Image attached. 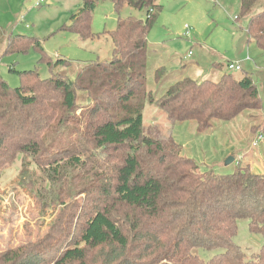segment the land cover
Listing matches in <instances>:
<instances>
[{"label":"trees","instance_id":"obj_1","mask_svg":"<svg viewBox=\"0 0 264 264\" xmlns=\"http://www.w3.org/2000/svg\"><path fill=\"white\" fill-rule=\"evenodd\" d=\"M65 29L82 39L109 36L112 59L81 67L54 60L32 35L8 34L3 55L35 48L51 68L18 72L12 87L0 73V169L30 159L42 178L35 193L50 210L61 206L46 236L3 254L6 264H264V173L200 170L179 143L145 136L146 103L197 131L264 108L253 76L226 72L218 80L185 77L156 98L148 89L150 30L163 10L158 0H81ZM111 1L145 17L119 18L114 30L94 32L92 13ZM264 0H241L249 41L264 51ZM4 35L0 32V42ZM167 69L155 71L161 81ZM79 109L81 112L78 113ZM76 194V196H75ZM84 194L82 200L77 196ZM76 198V199H75ZM262 236L248 257L235 242L239 221ZM42 247V249H40ZM196 249L217 251L206 260ZM50 252L53 255L48 258ZM2 263V262H1Z\"/></svg>","mask_w":264,"mask_h":264},{"label":"rangeland","instance_id":"obj_2","mask_svg":"<svg viewBox=\"0 0 264 264\" xmlns=\"http://www.w3.org/2000/svg\"><path fill=\"white\" fill-rule=\"evenodd\" d=\"M39 1L0 0V32L4 35L0 42V73L12 87L20 85V71L37 70L42 78H47L51 68L41 61L42 53L33 47L3 55L5 37L11 33L35 36L54 60L61 57L72 62L71 69L61 68L69 77L89 63L112 59L113 43L109 36L84 40L64 28L81 7V0H43L37 6ZM158 3L163 10L148 36L153 52L147 69L148 89L156 98L162 97L167 88L154 78L156 61L175 72L181 64L196 61L207 69V75L211 74L208 69L220 64L218 69L223 73L231 72L238 77L241 71L230 70L227 63L239 61L252 74L264 103V51L249 41L247 16L235 19L241 0H158ZM262 10L264 4L254 11ZM145 14V10L128 5L118 13L111 1H101L92 13V27L94 32L111 31L120 17H145ZM186 25L192 28L190 36H186ZM189 51L193 55L189 56ZM248 56L251 60L245 61ZM173 79L175 82L174 77L168 82L172 84ZM212 123L210 129L198 132L195 121H174L157 105L146 103L143 132L154 139L179 143L182 155L193 158L202 172L227 174L249 166L254 173H264V108L246 111L231 121L215 119ZM229 157L235 160L225 164ZM29 160L18 159L0 169V264H6L2 260L5 252L43 239L61 208H46L36 195L42 172L36 165L24 164ZM83 198L84 194L77 196L79 200ZM238 225L234 240L251 257L260 250L262 236L250 232L248 220H240ZM193 252L206 260L217 253L203 249Z\"/></svg>","mask_w":264,"mask_h":264},{"label":"crops","instance_id":"obj_3","mask_svg":"<svg viewBox=\"0 0 264 264\" xmlns=\"http://www.w3.org/2000/svg\"><path fill=\"white\" fill-rule=\"evenodd\" d=\"M150 51H151L150 52V55H151L153 51L151 49H150ZM192 55H193V53H192ZM149 60H150V56H149ZM149 60H148V64H149ZM250 60L251 59L245 60V61H250ZM181 65H183V66H181L179 68L180 70L177 69L175 72V71L169 69L167 65H162V63H160L159 61H156L155 67H154V78H155L156 69L161 67V66H164L167 69V74L161 81H159V85H161L163 87L164 86L167 87L166 88V90H167L168 87L171 85V83L168 82V79H171L173 77L175 78V82L179 81L180 79L185 78V77H191V78H194L196 80H203V79L218 80L224 73H226V72L223 73L221 70L218 69V67L221 66L220 64H215L216 68L208 69V71H210V73H211L210 75H207V69L203 65L199 64L196 61H193V62L191 61L188 64L184 63ZM242 69H244L243 66H242ZM170 75H172L173 77H170ZM173 82H174V79H173ZM173 82H172V84H173Z\"/></svg>","mask_w":264,"mask_h":264},{"label":"built area","instance_id":"obj_4","mask_svg":"<svg viewBox=\"0 0 264 264\" xmlns=\"http://www.w3.org/2000/svg\"><path fill=\"white\" fill-rule=\"evenodd\" d=\"M42 2H43V0H40L39 2H37V6H40ZM236 18H237V16L235 17V19ZM191 31H192V28H190L188 25H186V36H190ZM192 53H193L192 51H189L188 55L191 56ZM249 59H251L250 56H248L246 60H249ZM227 66L230 70H235V71H241L242 70V64L239 61H236V62H234V61L230 62L229 61ZM254 145H256V142H254Z\"/></svg>","mask_w":264,"mask_h":264},{"label":"water","instance_id":"obj_5","mask_svg":"<svg viewBox=\"0 0 264 264\" xmlns=\"http://www.w3.org/2000/svg\"><path fill=\"white\" fill-rule=\"evenodd\" d=\"M234 160H235V157H229L228 159H226L225 164H230Z\"/></svg>","mask_w":264,"mask_h":264}]
</instances>
